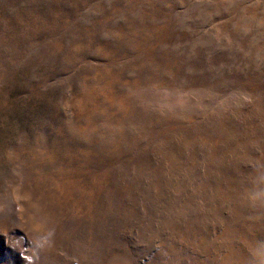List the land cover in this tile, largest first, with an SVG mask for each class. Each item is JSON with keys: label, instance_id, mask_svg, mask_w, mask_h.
Instances as JSON below:
<instances>
[{"label": "rangeland", "instance_id": "rangeland-1", "mask_svg": "<svg viewBox=\"0 0 264 264\" xmlns=\"http://www.w3.org/2000/svg\"><path fill=\"white\" fill-rule=\"evenodd\" d=\"M0 264H264V0H0Z\"/></svg>", "mask_w": 264, "mask_h": 264}]
</instances>
